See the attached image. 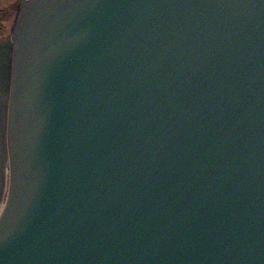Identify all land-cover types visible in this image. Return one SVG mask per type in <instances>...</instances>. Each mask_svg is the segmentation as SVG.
Masks as SVG:
<instances>
[{"label":"water","instance_id":"95a60500","mask_svg":"<svg viewBox=\"0 0 264 264\" xmlns=\"http://www.w3.org/2000/svg\"><path fill=\"white\" fill-rule=\"evenodd\" d=\"M14 37L0 264H264V0H28Z\"/></svg>","mask_w":264,"mask_h":264},{"label":"rangeland","instance_id":"374dc122","mask_svg":"<svg viewBox=\"0 0 264 264\" xmlns=\"http://www.w3.org/2000/svg\"><path fill=\"white\" fill-rule=\"evenodd\" d=\"M19 0H0V37L7 35L12 26ZM3 32V34H1Z\"/></svg>","mask_w":264,"mask_h":264},{"label":"bare ground","instance_id":"6f19581e","mask_svg":"<svg viewBox=\"0 0 264 264\" xmlns=\"http://www.w3.org/2000/svg\"><path fill=\"white\" fill-rule=\"evenodd\" d=\"M3 207V203L2 204H0V209Z\"/></svg>","mask_w":264,"mask_h":264}]
</instances>
